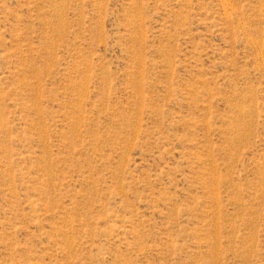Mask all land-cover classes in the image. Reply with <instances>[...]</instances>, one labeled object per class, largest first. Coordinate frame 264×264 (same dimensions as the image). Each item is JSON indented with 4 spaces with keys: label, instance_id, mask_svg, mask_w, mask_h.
I'll return each instance as SVG.
<instances>
[{
    "label": "rangeland",
    "instance_id": "obj_1",
    "mask_svg": "<svg viewBox=\"0 0 264 264\" xmlns=\"http://www.w3.org/2000/svg\"><path fill=\"white\" fill-rule=\"evenodd\" d=\"M0 264H264V0H0Z\"/></svg>",
    "mask_w": 264,
    "mask_h": 264
}]
</instances>
